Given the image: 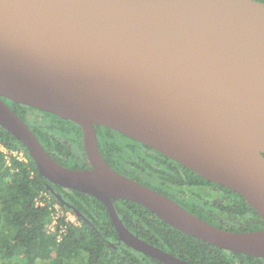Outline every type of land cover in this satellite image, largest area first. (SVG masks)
Wrapping results in <instances>:
<instances>
[{"label":"water","instance_id":"95a60500","mask_svg":"<svg viewBox=\"0 0 264 264\" xmlns=\"http://www.w3.org/2000/svg\"><path fill=\"white\" fill-rule=\"evenodd\" d=\"M4 100L79 126L89 168L60 165ZM95 126L235 192L264 223V3L0 0V128L42 178L100 201L120 243L164 264L190 263L129 231L114 199L264 260V227L222 230L116 172L99 152Z\"/></svg>","mask_w":264,"mask_h":264},{"label":"trees","instance_id":"16d2710c","mask_svg":"<svg viewBox=\"0 0 264 264\" xmlns=\"http://www.w3.org/2000/svg\"><path fill=\"white\" fill-rule=\"evenodd\" d=\"M4 101L33 113L22 116L16 112L54 160L51 152L68 162L63 167L87 168L84 150H72L67 145L74 136L82 139L79 126ZM95 131L103 160L116 172L167 196L222 230L251 232L264 227L258 214L235 192L113 130L95 126ZM1 138L8 149L23 152L28 164L15 160L7 163L0 154V264H164L120 243L100 201L42 178L19 141L2 128ZM57 162L61 165L60 160ZM54 205L64 215L51 233ZM68 205L76 211H70ZM113 206L134 235L190 264H264L263 259L221 250L182 233L134 202L114 199ZM66 213L75 217L76 224L66 219Z\"/></svg>","mask_w":264,"mask_h":264},{"label":"built area","instance_id":"2783aa9c","mask_svg":"<svg viewBox=\"0 0 264 264\" xmlns=\"http://www.w3.org/2000/svg\"><path fill=\"white\" fill-rule=\"evenodd\" d=\"M0 154L3 156L4 160L9 163L12 160L18 161V162H23L25 164H28V160L26 156L24 155L23 152H18L13 149H8L7 147L4 146L1 138V128H0ZM54 210L55 212L53 213V220L51 222V225L49 226V230L51 233L55 232L54 231V226L57 224L58 219L64 215V213H61L59 211V207L54 205ZM69 213H66V219L74 224L75 221L73 218H70L72 215H68ZM54 225V226H53Z\"/></svg>","mask_w":264,"mask_h":264},{"label":"flooded vegetation","instance_id":"af4514ba","mask_svg":"<svg viewBox=\"0 0 264 264\" xmlns=\"http://www.w3.org/2000/svg\"><path fill=\"white\" fill-rule=\"evenodd\" d=\"M12 110L14 109V112L16 113V112H18V113H20V114H22V116H28V115H32L33 113L31 112V111H29V110H26V109H22V108H18L17 106H14V104L12 105V104H10V106H9ZM17 114V113H16ZM74 135V134H73ZM67 145H69L68 147H69V149H72V150H80V149H83L84 150V146H83V141H82V139L81 138H79V137H76V136H74V138H73V141H71V143L70 144H68L67 143ZM52 154H53V156L55 157V160L56 161H58V160H60L61 161V165H63V166H65V165H67L68 164V162H66V161H64L63 159H60V157L59 156H57L54 152H51ZM84 153H85V151H84ZM86 159V158H85ZM86 169H88L89 168V166H88V164H87V159H86ZM63 203H65L64 201H63ZM70 211L71 210H75L76 211V209L74 208V207H72L71 205H68V207H67ZM78 218H80V217H78Z\"/></svg>","mask_w":264,"mask_h":264},{"label":"rangeland","instance_id":"374dc122","mask_svg":"<svg viewBox=\"0 0 264 264\" xmlns=\"http://www.w3.org/2000/svg\"><path fill=\"white\" fill-rule=\"evenodd\" d=\"M68 215H71V214L69 213ZM70 218H73V219H74V221H76L74 216H70Z\"/></svg>","mask_w":264,"mask_h":264}]
</instances>
